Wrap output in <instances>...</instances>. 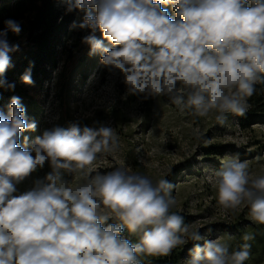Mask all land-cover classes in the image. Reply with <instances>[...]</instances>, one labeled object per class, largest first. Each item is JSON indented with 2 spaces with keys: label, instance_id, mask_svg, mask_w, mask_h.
Masks as SVG:
<instances>
[{
  "label": "clouds",
  "instance_id": "obj_1",
  "mask_svg": "<svg viewBox=\"0 0 264 264\" xmlns=\"http://www.w3.org/2000/svg\"><path fill=\"white\" fill-rule=\"evenodd\" d=\"M67 7L84 13L72 27L90 29L83 38L89 54L99 53L105 67L118 70L130 94L167 96L181 112L214 115L225 124L230 114L245 115L247 99L264 85V0H67ZM5 24L0 87L13 89L4 74L19 45H10L7 33L19 34L21 27ZM22 80L33 83L30 69ZM35 129L20 98L12 97L8 114L0 112V264H144L142 257L169 256L188 241L194 243L183 264L249 259L251 233L230 250L224 237L193 230L173 211L168 180L154 182L122 167L92 175L98 154L116 150L115 129L73 123L21 143V134ZM46 162L51 171L16 194V185ZM74 174L87 179L72 185L67 177ZM214 180L223 209L247 207L250 219L264 225V174L230 156ZM125 228L136 243L122 235Z\"/></svg>",
  "mask_w": 264,
  "mask_h": 264
},
{
  "label": "rangeland",
  "instance_id": "obj_2",
  "mask_svg": "<svg viewBox=\"0 0 264 264\" xmlns=\"http://www.w3.org/2000/svg\"><path fill=\"white\" fill-rule=\"evenodd\" d=\"M12 1L0 0V9L3 5L10 6ZM61 5L68 9L67 0H61ZM83 15L76 10L68 27L65 54L60 55L47 82L38 87L24 84L7 90L10 98H20L27 120L36 124L35 131L21 134V143L25 136L31 143L45 130L67 129L73 123L93 128L109 126L115 129L118 146L115 151L98 154L91 166L92 175L122 167L154 182L168 180L176 200L173 211L187 216L193 230L198 229L208 239L224 237L231 245L230 250L239 249L244 243L243 235L251 233L254 238L248 241L250 256L245 264H264V225L250 219L247 207L235 211L223 209L217 202L214 180L215 172L230 156L248 161L252 173L264 174V119L242 128L237 115L230 114L225 124H219L214 115L197 117L191 112H181L167 96L145 98L143 94H130L118 70L105 67L99 53L89 54L90 46L83 38L90 34V29L72 27L74 21H82ZM17 23L20 33H7L9 44L19 45V50L11 53V63L28 46L26 20L19 19ZM96 36L103 40L100 32ZM104 43L108 44L106 40ZM8 106L0 108V112L7 115ZM50 171L46 162L42 169L16 185V194L30 190L35 181ZM67 178L75 185L85 182L87 176L74 174ZM117 222L110 219L107 223ZM122 235L132 243L138 241L127 228ZM193 243L188 241L179 246L180 254L174 264H183ZM163 257H142V260L144 264H173Z\"/></svg>",
  "mask_w": 264,
  "mask_h": 264
},
{
  "label": "trees",
  "instance_id": "obj_3",
  "mask_svg": "<svg viewBox=\"0 0 264 264\" xmlns=\"http://www.w3.org/2000/svg\"><path fill=\"white\" fill-rule=\"evenodd\" d=\"M4 2V1H2ZM169 14L174 16L172 8L167 5ZM76 10L63 8L61 0H13L10 6L3 5L0 9V30L6 28L8 20H26L28 46L20 52L19 57L11 63L4 77L8 84L22 86L25 83L22 76L31 70L32 86H41L50 77V72L57 66L60 55L65 54V41L68 37V27ZM7 87H0V108L10 104ZM248 109L245 115H237V121L242 128L259 123L264 119V85H257L256 92L247 99ZM183 216V215H182ZM188 224V217L183 216ZM180 247L173 250L164 259L176 263ZM175 252V253H174ZM158 258L161 256H157ZM166 262V261H161Z\"/></svg>",
  "mask_w": 264,
  "mask_h": 264
}]
</instances>
